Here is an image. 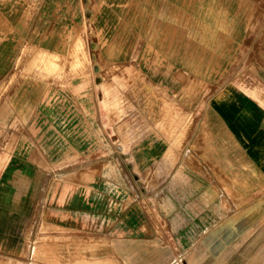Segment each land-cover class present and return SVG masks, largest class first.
Returning <instances> with one entry per match:
<instances>
[{
	"label": "rangeland",
	"instance_id": "1",
	"mask_svg": "<svg viewBox=\"0 0 264 264\" xmlns=\"http://www.w3.org/2000/svg\"><path fill=\"white\" fill-rule=\"evenodd\" d=\"M13 34L35 47L9 48L20 59L0 79V135L19 130L36 139L44 126L34 124H60L78 113L98 125L100 145L83 165L68 168L78 176L66 178L94 183L96 165L111 162L106 177L117 181L119 197L145 204L170 241L175 235L185 244L204 223L205 200L242 206L244 198L264 197V174L252 173V144L238 142L217 117L223 102L247 94L264 126V0H0V38ZM83 77L85 105L71 88ZM147 130L194 148L202 169L186 163L193 173L153 172L156 160L140 152ZM205 147L211 159H204ZM7 161L0 153V264H79L76 249L39 236L47 230L44 199L62 171L41 174L24 158L26 175L13 191ZM262 252L251 264H264V242Z\"/></svg>",
	"mask_w": 264,
	"mask_h": 264
},
{
	"label": "crops",
	"instance_id": "2",
	"mask_svg": "<svg viewBox=\"0 0 264 264\" xmlns=\"http://www.w3.org/2000/svg\"><path fill=\"white\" fill-rule=\"evenodd\" d=\"M22 42L30 48L35 47L34 43L15 34L0 38V79L8 78L7 72H11L10 69L20 59L9 48L20 46ZM84 78L71 83V88L85 105L89 85ZM44 95L48 98L49 92L46 91ZM247 96L245 94V98L238 96V99L231 98L223 102L217 109V117L224 126L231 129L238 142L252 144L251 158L254 165L258 164L252 173L264 174V126L259 118V110L254 108L255 103ZM51 99L49 102L53 104ZM84 115L75 114L73 119H66L60 124L42 120L40 124H34L35 127L44 126L43 135L35 131L36 136L40 135L36 139L19 130L0 135V153L8 160L3 167L8 173L6 182L12 185L13 191L21 189V176L24 179L26 175L21 169L25 168L21 163L24 158L41 168V174L48 175L61 170L62 173H58L65 176L50 183L43 204L46 209L42 224L47 230L45 234L39 233V236L44 235L45 239L50 240L52 247L60 244L67 251L76 249L82 257L79 264H251L255 260L252 256L257 254L258 263L261 261L259 255L263 253L264 242V197L244 198L248 202L244 201L246 205L242 206L233 200L198 201L206 207L202 216L204 221H201L204 223L196 224L194 233L191 232L189 236V244H185L175 235L174 240L170 241V237L160 230L159 222L144 208L145 204L129 203L119 197L117 181L110 176L106 177L113 173L111 162L96 165L97 180L94 183H86L80 178H66L73 173L79 175L80 170L73 172L68 168L73 163L83 165L82 160L101 142L96 130L98 125L85 119ZM140 138L142 157L156 160L157 170L153 172L167 175L176 168L175 173L178 175L193 173L183 167L186 163L192 164L196 170L202 169L195 166L196 159L202 158V154L197 157L195 149L191 147L186 151L185 143L176 140L170 144L162 136L149 134L148 130ZM130 142L131 149L128 152L134 157L133 137ZM26 144H30V150ZM203 154L204 159L212 158L206 147ZM205 170L204 173L208 174L213 171L209 167H205ZM222 170L225 175L238 172L226 168ZM122 206H127L123 214L119 210ZM182 254L188 255L183 263Z\"/></svg>",
	"mask_w": 264,
	"mask_h": 264
}]
</instances>
